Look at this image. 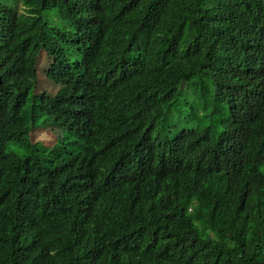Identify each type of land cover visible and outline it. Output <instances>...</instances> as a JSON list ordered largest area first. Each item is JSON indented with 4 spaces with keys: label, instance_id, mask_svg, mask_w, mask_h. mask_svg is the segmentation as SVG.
Wrapping results in <instances>:
<instances>
[{
    "label": "trees",
    "instance_id": "obj_1",
    "mask_svg": "<svg viewBox=\"0 0 264 264\" xmlns=\"http://www.w3.org/2000/svg\"><path fill=\"white\" fill-rule=\"evenodd\" d=\"M24 3L27 25L0 3V152L10 139L27 141L32 122L23 101L40 47L55 55L53 76L65 87L43 99L38 114L78 135L76 159L108 149L122 156L129 183L151 175L162 185L145 193L157 210L145 213L148 226L137 238L46 237L19 248L1 235V217L0 264H264V0ZM55 15L71 30L41 28ZM63 36L80 55L72 73L58 55ZM195 71L207 76L221 132L192 133L175 148L157 145L152 126L169 125L162 108L176 82ZM46 163L16 165L7 176L14 184L0 170V202L23 178L40 198ZM103 198L120 208L113 194Z\"/></svg>",
    "mask_w": 264,
    "mask_h": 264
},
{
    "label": "clouds",
    "instance_id": "obj_2",
    "mask_svg": "<svg viewBox=\"0 0 264 264\" xmlns=\"http://www.w3.org/2000/svg\"><path fill=\"white\" fill-rule=\"evenodd\" d=\"M17 1L19 5L15 8L0 3L14 14L21 25H27L25 19L28 16L29 5H26L24 0ZM47 11L52 12L45 10L44 13ZM45 23L62 30H71L69 27L59 26V20L48 19L41 23V28L45 30H47ZM71 39L73 38L70 36H63L59 40L58 55L60 61L67 66V72L72 73L80 62H78L80 55L78 50L71 46ZM66 48L73 51L75 58L73 61L66 54ZM41 56L47 64V71H42V90L33 95L32 104L26 106L34 82L36 85L38 80L37 61ZM56 69L55 55L38 47L35 50L32 67L33 76L29 80L23 101L24 109L29 111L31 130L27 141L10 139L9 144H15L16 150L9 151V144H6V150L0 152V170L6 177L5 181L14 184L7 176L16 165L28 161L40 167L41 162L46 161L42 170L46 171L47 175L41 181L40 198L25 189L24 178L19 186H12L13 195H8L5 201L0 202V218L6 219L1 235L19 248L30 247L46 237L65 236L64 238H75L80 241L87 238L90 240L98 235L96 243L102 242L106 236L115 240L137 238L148 226L143 220L145 213L157 210L156 202L146 198L145 193L161 186L162 183L154 179L157 177L152 180L151 175L129 183L122 156L119 153L112 154L108 149H105L99 158L88 156L82 160L76 159V151L80 146L78 135L69 131L63 123L50 124L44 120V115L38 114L42 100L47 97L56 98L65 87L62 81L53 76ZM206 80L207 76L195 71L187 76L185 81L179 84L176 82L170 99L163 106L161 113L168 117L180 92L187 90L197 102V105L193 106V113L189 109L191 103L187 104L188 125L191 127L173 131L171 127L154 124L153 136L157 145L167 148L181 146L192 133L208 134L212 138L219 135L221 130L216 134L213 128L216 114ZM79 87L81 90L88 88L87 82L82 78L79 80ZM206 120H212L213 125L204 126ZM42 122L46 123L47 127L42 126ZM1 129L2 127L0 132ZM21 147H27V151H23ZM8 154H14L19 158ZM112 194L120 204L117 210L109 207L103 198ZM192 210L193 206H190L188 213H192ZM41 216L48 220L41 221L39 219Z\"/></svg>",
    "mask_w": 264,
    "mask_h": 264
},
{
    "label": "rangeland",
    "instance_id": "obj_3",
    "mask_svg": "<svg viewBox=\"0 0 264 264\" xmlns=\"http://www.w3.org/2000/svg\"><path fill=\"white\" fill-rule=\"evenodd\" d=\"M0 2L3 4H6L10 7H13V8H15L17 5H19L17 0H0ZM46 19L57 21V20H59V17L48 16V17H46ZM59 26H62V24H59ZM66 54H68V57L71 61H73L75 59L74 55H73V51L71 49L66 48ZM46 65H47L46 60L44 59L43 56L38 58V61H37L38 80H37L36 85L34 82V86L32 88L30 95H29L26 106H30L33 102V95L37 94L38 92H41V90H42L41 89V81H42V77H43L42 71L43 70L47 71ZM52 86H55V85L52 84ZM188 103H191V108H189V109H190L191 113H193V106L197 105L196 100L194 99L193 96L188 94L187 90L181 91L180 95L178 96L177 100L175 101V105H174L173 110L171 111V113L168 116L169 125L167 127H171V129L173 131H175L176 129H177V131H180L184 128H190L191 127L190 125H188V117H187V113H188L187 112V109H188L187 104ZM219 115H220V117L226 116V107L225 106L220 107ZM211 125H213L212 120H206L204 122V126H211ZM213 128H214L216 134H218L220 132V128H217L215 125H213ZM8 150L9 151L16 150V145L13 143H10L8 145ZM260 170L264 174V166H262L260 168ZM192 213H196L194 208L192 210ZM207 234L209 235L208 232H207Z\"/></svg>",
    "mask_w": 264,
    "mask_h": 264
}]
</instances>
